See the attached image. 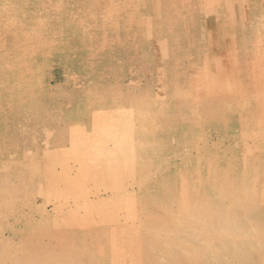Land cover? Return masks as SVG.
<instances>
[{"label": "rangeland", "instance_id": "1", "mask_svg": "<svg viewBox=\"0 0 264 264\" xmlns=\"http://www.w3.org/2000/svg\"><path fill=\"white\" fill-rule=\"evenodd\" d=\"M263 29L264 0H0V264H162L218 175L264 210Z\"/></svg>", "mask_w": 264, "mask_h": 264}, {"label": "bare ground", "instance_id": "2", "mask_svg": "<svg viewBox=\"0 0 264 264\" xmlns=\"http://www.w3.org/2000/svg\"><path fill=\"white\" fill-rule=\"evenodd\" d=\"M151 158L153 159L152 161L156 160L157 154L156 156L151 155ZM158 162L159 160L156 161L157 164ZM152 164L153 166L155 165L154 162H152ZM186 165L188 164L186 163ZM155 166L153 168H155ZM150 170H147L145 168L143 175H147V172ZM249 172H244L240 176L241 180L238 184V187L235 189H231L233 191L229 189L232 187H230L227 182L219 179L220 175H218L219 178H217L218 176H216V180L213 177V183H209L206 180V182L209 184H207L208 187L205 189V191L202 190V192L204 193L202 194L201 198L197 200L195 207L196 213H192V216L191 214H189L188 217L185 216L182 219H178L175 213H172L171 222L169 224L170 228L164 229L163 234L165 235H163V237L161 238L162 240L160 239V241H163L164 243L165 241H169V245L165 243V246L166 248L169 246L167 249L170 254L167 252V249H165L166 251L164 253V250L159 244H156L157 246L154 244L155 258L160 262L162 260L161 258L165 257L167 260L163 262L161 261L162 264H164V262H166L167 264L170 260L174 263L172 258H174L173 255L175 254L180 255L178 256V258L176 255L175 258L180 259V261H182L183 259L186 260V264H251V260H248V262L247 260H245L248 255L257 252L264 253V210L256 206L257 201L254 200L253 195H251L252 190L250 192L247 188V186H249L251 182ZM225 173L227 174V172ZM164 177L161 178L160 182H158V186L160 187L159 191H161V189H165L164 181H166V187L168 186V181ZM226 177L224 175V179ZM228 181L230 183V180ZM165 192H163L162 194L161 191L158 197L160 196L161 198H164V204L166 205L168 201H170L172 193L168 194L169 198H165ZM191 192L194 193V191ZM191 192L189 194L193 195V193ZM216 199L218 201H215ZM221 208L230 210V212L229 210H227L230 215L222 220L221 216L215 215ZM205 210L207 211V214H214L216 218H211L210 221L205 222L204 224L201 222H203L205 218L202 219L203 217L201 216V214H204L202 213V211ZM145 232L147 240H149L148 238L150 236L152 237L150 233L153 234L154 230L150 229V231L148 230L147 232L146 230ZM152 238L150 240H152ZM169 239H171V241ZM150 246L152 247L153 245H149V248L152 250H150L151 252H154ZM79 249L77 250L79 251ZM166 254L169 255V258ZM252 264H254V262ZM255 264L258 263L256 262Z\"/></svg>", "mask_w": 264, "mask_h": 264}]
</instances>
